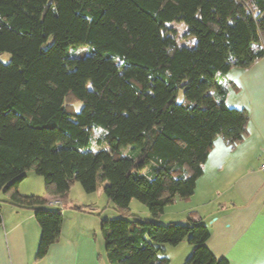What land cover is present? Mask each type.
<instances>
[{"label":"trees","instance_id":"trees-1","mask_svg":"<svg viewBox=\"0 0 264 264\" xmlns=\"http://www.w3.org/2000/svg\"><path fill=\"white\" fill-rule=\"evenodd\" d=\"M263 36L264 0H0V55H10L0 62V190L35 212L38 258L58 240L62 215L19 193L27 172L54 198L66 200L75 182L87 194L100 184L117 209L136 199L158 217L194 194L216 137L235 145L245 136L246 111L226 104L219 77L262 59ZM75 99L83 108L71 114ZM93 128L106 150L86 152ZM101 234L107 264H170L165 247L186 239L183 264H228L193 220L119 218Z\"/></svg>","mask_w":264,"mask_h":264},{"label":"crops","instance_id":"crops-1","mask_svg":"<svg viewBox=\"0 0 264 264\" xmlns=\"http://www.w3.org/2000/svg\"><path fill=\"white\" fill-rule=\"evenodd\" d=\"M262 41L264 48V36ZM219 83L226 91V104L246 111V134L235 145L216 137L194 194L169 206L182 207L178 213L186 218L180 223L193 220L208 226L207 247L216 259L228 264H264V171L260 170L264 163V57L246 69L232 68L219 77ZM41 198L46 200L44 209H61L58 240L38 258L41 232L35 212L4 200L0 264H99L93 257L94 248L93 254L89 251L92 237L87 219L94 215L95 207L46 193ZM184 244L165 247L168 258L175 260L173 264H183L190 255L192 247Z\"/></svg>","mask_w":264,"mask_h":264},{"label":"rangeland","instance_id":"rangeland-1","mask_svg":"<svg viewBox=\"0 0 264 264\" xmlns=\"http://www.w3.org/2000/svg\"><path fill=\"white\" fill-rule=\"evenodd\" d=\"M173 28L176 29L177 37H179V40L181 43H183L186 46L192 47L195 42L194 37H185L184 33L186 32V28L183 24L181 23H175L173 25ZM75 54L78 53H87L86 48H79L75 52ZM10 61V55L8 53H3L0 55V62L2 64H7ZM185 101L184 98V91L182 89H179L176 94V102L178 104H181ZM83 108V104L79 100H73L69 107L68 111L71 114H76L79 113ZM103 137V132L99 128H93L91 130V142L89 147H87L86 152H96L98 150H106V146L102 140ZM101 141V143H100ZM127 151H124L123 155L126 154ZM19 193L21 194H27L30 196H40L42 197L44 195V181L43 178L40 176H37L33 171H29L26 174V178L21 182L18 188ZM7 196L4 195V192L0 190V207L1 205L4 206V200L6 199ZM68 199L71 200L75 204H83L85 206H94L96 211L93 216L88 218L87 220L91 221L90 224H88V228L90 229L91 232V244L89 251L92 252V249L94 251L93 257L96 262L99 264H107L106 258H105V251H104V242L101 234V225L105 221L113 220V219H119V218H125L130 221H139V222H153L159 225H164L167 226L172 222L173 224H184L180 223V220L183 217L186 218L185 214H179L178 212L179 209H182V207H170L167 206L165 207L164 213L157 217H153L149 210L138 200L132 199L129 203L128 208L126 209H117L114 204L109 201L103 191L102 185H98L97 189L95 192L91 194L85 193L79 183L75 182L72 184L70 190H69V196ZM179 198H176V201ZM179 203V202H177ZM6 205V204H5ZM172 211H176L175 214H172ZM183 222V221H182ZM186 224H188L186 222ZM184 224V225H186ZM95 232V233H94ZM95 234V237H94ZM93 240V241H92ZM187 244L188 240H184ZM93 243V244H92ZM184 244V245H187ZM93 247V248H91ZM167 247V246H166ZM180 247V246H179ZM171 249V248H168ZM170 251V250H169ZM167 256V254L165 253ZM168 257V256H167ZM174 258V257H173ZM188 258V257H187ZM170 259V258H169ZM176 259V258H175ZM186 260V259H185ZM184 260V261H185ZM174 259L170 260V264L174 263ZM183 261V262H184Z\"/></svg>","mask_w":264,"mask_h":264},{"label":"built area","instance_id":"built-area-1","mask_svg":"<svg viewBox=\"0 0 264 264\" xmlns=\"http://www.w3.org/2000/svg\"><path fill=\"white\" fill-rule=\"evenodd\" d=\"M260 170H261V171H264V163L261 164V166H260ZM53 204H58V202H54ZM0 225H1V223H0Z\"/></svg>","mask_w":264,"mask_h":264}]
</instances>
